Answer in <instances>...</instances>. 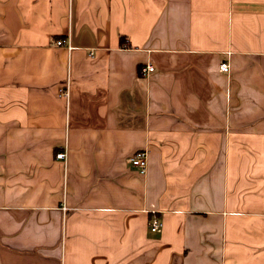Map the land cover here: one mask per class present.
<instances>
[{
  "label": "crops",
  "instance_id": "1",
  "mask_svg": "<svg viewBox=\"0 0 264 264\" xmlns=\"http://www.w3.org/2000/svg\"><path fill=\"white\" fill-rule=\"evenodd\" d=\"M0 264H264V0H0Z\"/></svg>",
  "mask_w": 264,
  "mask_h": 264
},
{
  "label": "built area",
  "instance_id": "2",
  "mask_svg": "<svg viewBox=\"0 0 264 264\" xmlns=\"http://www.w3.org/2000/svg\"><path fill=\"white\" fill-rule=\"evenodd\" d=\"M64 44L63 41H58L57 45L62 46ZM220 70L223 73H230L231 71V65L229 62H223L220 66ZM155 71V68L148 64L144 68H142V74L148 75L150 73H153ZM61 95L68 98L70 95L69 88L66 87L65 89H62ZM57 158L60 160H66L67 158V151H61L58 153ZM128 165L130 167L136 169L140 174L146 175L148 172V150H141L136 152L133 156L128 158L127 160ZM163 227V223L160 221L159 218H155L150 225V230L152 233H158L161 231Z\"/></svg>",
  "mask_w": 264,
  "mask_h": 264
},
{
  "label": "trees",
  "instance_id": "3",
  "mask_svg": "<svg viewBox=\"0 0 264 264\" xmlns=\"http://www.w3.org/2000/svg\"><path fill=\"white\" fill-rule=\"evenodd\" d=\"M124 42V41H123Z\"/></svg>",
  "mask_w": 264,
  "mask_h": 264
}]
</instances>
